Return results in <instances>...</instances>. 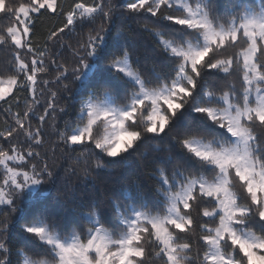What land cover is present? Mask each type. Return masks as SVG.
<instances>
[{
  "label": "snow or ice",
  "instance_id": "obj_1",
  "mask_svg": "<svg viewBox=\"0 0 264 264\" xmlns=\"http://www.w3.org/2000/svg\"><path fill=\"white\" fill-rule=\"evenodd\" d=\"M109 9L163 15L185 29L178 40L160 36L158 43L174 67L163 79L157 76L151 86L128 63L126 46L121 56L110 60L134 85L122 104L107 90H93L92 83L107 48L104 32L111 19ZM40 17L57 18L61 25L50 31L43 47L32 39ZM143 28L150 30L148 25ZM76 31L81 39L75 48L60 43ZM49 42L53 48L59 44L71 50V60L65 58L71 70L57 62ZM0 46L8 49V58L0 66V104L8 106L0 108L7 117L0 129V264H12V221L24 205L25 191L55 185L60 178L46 160L41 164V153L34 150L44 142L47 119L64 152L79 147L99 169L100 153L117 157L144 134L160 136L182 109L203 115L215 125L217 135L193 130L174 136L197 166L150 172L163 196L161 202L132 213L112 231L94 223L66 239L53 226L36 222L40 214L31 209L47 202L37 199L26 205L33 219L21 228L45 246L41 253L47 258L24 259L23 264H152L153 258L161 264H264V0L258 6L256 0H197L195 7L173 0L125 4L120 0L67 4L65 0H0ZM51 66L63 69L55 84L68 83L50 92L44 114L37 116V86L43 89L53 83L38 77ZM234 75L235 80L228 82ZM85 90L89 94L79 101L78 119L65 120L61 128L57 117L74 107L65 104L57 112L60 99L73 98L63 97L62 92L84 97ZM20 91L31 93L34 104L22 114H13ZM14 99L17 105L12 104ZM34 119L39 121L35 131ZM194 246L197 251L192 256ZM16 255L24 256V251L16 250Z\"/></svg>",
  "mask_w": 264,
  "mask_h": 264
},
{
  "label": "trees",
  "instance_id": "obj_2",
  "mask_svg": "<svg viewBox=\"0 0 264 264\" xmlns=\"http://www.w3.org/2000/svg\"><path fill=\"white\" fill-rule=\"evenodd\" d=\"M188 1L191 5H195L197 2V0ZM71 2L72 0H65L66 4ZM120 2L125 4L128 0H120ZM256 4L258 6L259 0H256ZM108 11L111 13V19L106 23L104 32L107 48H104L103 55L99 60L100 73L92 82L95 86L93 90H107L117 104H122L127 102V98L134 90V85L131 80L111 66L110 60L114 56H121V50L126 46L130 53L131 67L138 69L142 78L151 86L155 83L157 76L163 79L174 67V61L158 43L160 36L163 35L164 39L178 40L185 29L168 21L163 15L153 17L142 11L133 13L120 9H109ZM173 14L179 15L180 13L173 10ZM2 22H6V20ZM144 25H148L150 30L145 31ZM59 26L61 25L57 18L40 17L36 22L35 35L32 39L38 41L43 47L50 31ZM80 39L79 31H76L66 34L61 38L60 43L71 44L75 48ZM48 46L51 51L56 53L55 59L58 63L65 64V58L71 60V50L65 51L59 44L53 48L51 42ZM7 58L8 49L5 46H0V66L6 62ZM48 61L49 57L46 55V65ZM93 63L96 62L93 61ZM65 66L71 70L70 65L65 64ZM61 72H63L62 68L51 66L46 74L38 77L40 81L49 80L53 83L43 89L41 86H37V99L40 101L39 106H34L37 116L44 114L50 92L57 90L62 84L68 83V81H61V85L55 84V79ZM208 79L211 81L217 78L209 77ZM227 80L233 82L235 75L228 77ZM237 86L239 87L238 81ZM72 87L76 88L77 86L73 85ZM136 90L138 91V89ZM207 90L209 89L206 88L205 91ZM88 94V90L83 92L84 97L75 96L72 92H62L63 97L73 98L60 99L57 112L65 104L74 105V107H69L67 114L57 117L61 128H63L65 120L78 119L79 101L85 99ZM216 94L219 95V92ZM97 95L99 96V93ZM17 97L18 105L16 99L12 101L13 105H17L11 109L13 114L16 112L22 114L28 110L30 104H34L31 93L20 91L17 93ZM7 107V105L0 104V108L6 109ZM6 119L5 114L0 112V129L5 126ZM38 124V120H32L34 131ZM50 124L51 119L49 118L43 126L44 142L34 150L41 153V164L46 160L49 165L55 167L60 178L55 185L42 184L36 191L24 193V205H21V209L12 221L14 233L12 264H23L25 258L30 260L47 258L41 253L45 250V246L31 234L22 231L21 225L33 219L26 205H30L37 199L47 201L39 208L31 209V212L40 214V219L36 222L53 226L64 238L87 229L91 224L89 218H95L100 226L112 231L120 225L123 218L128 217L133 211H144L154 203L162 201L163 196L157 191V181L149 176L150 172L162 168L171 173L176 167L190 169L197 166L190 154L174 139V136L182 133L192 134L193 130L202 132L209 137L217 135L215 125L203 115L194 113L190 109H182L170 121L169 128L160 136L144 134L132 149L117 157H108L100 153L101 167L96 169L94 162L91 159L86 160L82 155L83 149L77 147L76 151L64 152L58 137L51 134ZM76 126V124L72 125V127ZM101 133H103L102 128ZM27 147L24 145L25 150ZM77 157L80 158L77 159ZM86 167L88 168L87 174H85ZM73 169L75 171H72ZM0 172H2L1 169ZM0 181H2V176H0ZM19 249L24 251V256L16 255V250ZM196 251L197 248L194 246L190 255L195 256ZM203 252L204 249L201 248V258ZM152 264H161V262L159 259L153 258Z\"/></svg>",
  "mask_w": 264,
  "mask_h": 264
},
{
  "label": "rangeland",
  "instance_id": "obj_3",
  "mask_svg": "<svg viewBox=\"0 0 264 264\" xmlns=\"http://www.w3.org/2000/svg\"><path fill=\"white\" fill-rule=\"evenodd\" d=\"M173 3H175V4H180V3H189V1L188 0H173ZM193 7H195V5H192ZM123 59V58H122ZM128 63H129V60H128ZM130 64V63H129ZM123 74V73H122ZM124 75V74H123ZM128 78V77H127ZM129 79V78H128ZM130 80V79H129ZM102 130H103V128H102ZM0 169H1V171H2V167H0ZM38 188V187H37ZM36 191V190H35ZM34 192V191H33ZM25 193H31V192H29V191H25ZM2 205H0V207H1ZM136 211H141V210H135V211H133L132 213H134V212H136ZM131 215V214H130ZM129 215V216H130ZM125 218H127V217H125ZM125 218H123V219H125ZM90 219V222H91V224H98V222H97V220L95 219V218H89ZM99 225V224H98ZM71 237V236H70ZM70 237H68V238H66V239H70ZM25 259H28L29 261H31L29 258H25Z\"/></svg>",
  "mask_w": 264,
  "mask_h": 264
}]
</instances>
